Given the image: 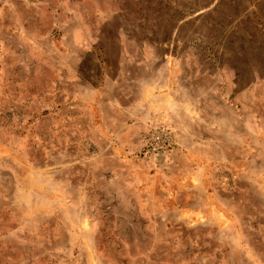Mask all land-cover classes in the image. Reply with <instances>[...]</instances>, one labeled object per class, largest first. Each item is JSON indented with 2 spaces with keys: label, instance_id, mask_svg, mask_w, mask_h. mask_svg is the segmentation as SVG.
<instances>
[{
  "label": "rangeland",
  "instance_id": "rangeland-1",
  "mask_svg": "<svg viewBox=\"0 0 264 264\" xmlns=\"http://www.w3.org/2000/svg\"><path fill=\"white\" fill-rule=\"evenodd\" d=\"M0 264H264V0H0Z\"/></svg>",
  "mask_w": 264,
  "mask_h": 264
},
{
  "label": "built area",
  "instance_id": "built-area-1",
  "mask_svg": "<svg viewBox=\"0 0 264 264\" xmlns=\"http://www.w3.org/2000/svg\"><path fill=\"white\" fill-rule=\"evenodd\" d=\"M169 146H171V138L166 136H156L152 143L148 146V154L153 153H159V152H165L169 149Z\"/></svg>",
  "mask_w": 264,
  "mask_h": 264
}]
</instances>
